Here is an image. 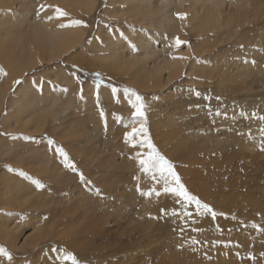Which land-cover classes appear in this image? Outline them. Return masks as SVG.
<instances>
[{
    "label": "rangeland",
    "instance_id": "obj_1",
    "mask_svg": "<svg viewBox=\"0 0 264 264\" xmlns=\"http://www.w3.org/2000/svg\"><path fill=\"white\" fill-rule=\"evenodd\" d=\"M228 1V4L232 1L233 10L240 11L238 8L242 7L241 11L246 15H243L242 19L247 23L243 21L246 25L243 30L247 36L239 37L241 43L238 41L235 44L229 40L226 44L223 40L225 47L222 46L215 52L209 51L207 44L205 48L202 43L199 44L204 39L199 40L193 32V26L199 25V21L192 17L195 24L192 21L190 25L181 27L182 36L175 35L167 44V49L173 50V53L176 48L189 50L190 61H193L197 70L201 69L202 73L199 71L190 77L181 74L172 81L167 90L144 93L137 91L129 77L116 75L113 70L103 72L96 69L92 72L64 62V58L57 66L74 75L78 90L74 103L79 107L76 106L68 117L67 114L62 117L59 124L54 123L59 129H53L54 136L50 134L52 125L49 119L46 131L40 138L27 137L24 136L25 133L17 132V136L16 132H3L1 114L0 138H6L4 141L16 146V152L25 156L28 148L44 144L45 150L52 158L51 168L45 173V180L37 175L40 171L36 165L37 173L33 171L35 174L32 175L31 172L30 175V170L23 167L26 162L23 165H15L9 159H0V172L6 167L5 170L20 176L21 180L23 177L24 184H33L32 189H37L39 194L42 191L47 194L45 197L42 193L43 206H39L38 198L33 197L31 202L34 205L33 210L31 209L33 214L38 215L39 212L42 215L41 219L36 218V223L42 235H45V240L42 246L34 251L37 252L34 262L28 259L34 252H27L24 256L14 257L15 264H72V261L66 260L65 257L77 255V249H72L70 245L76 243L74 234L80 233L83 227H88V222L95 223L97 229L106 235L102 240L90 236L85 239L86 245L81 248L84 254L80 252V256H84H75L78 264H140L141 261V264H154L161 263L163 259L168 264V260L176 255L186 264H264V148L261 146L264 143V120L260 119L264 117V0ZM105 3L106 0H98L97 10L92 17H81L79 20L86 25H82L83 28L80 26L87 34L84 44L96 39L103 45L96 35L99 25L106 28L110 34L113 30L123 33V23L100 18ZM174 13L181 21L185 16L181 11ZM261 29V33L255 32ZM239 32L238 30L235 36H239ZM167 34H164L163 41L167 40ZM218 35L217 41L222 37V34ZM177 39L182 42L179 46L175 43ZM162 45L163 42L160 43V46ZM202 47L206 54L216 55L215 58L200 57ZM238 67L239 70L235 69ZM46 68L49 67H44L43 70ZM40 71L33 70L30 75ZM27 76L29 75L24 77ZM1 79L3 74L0 75V82L3 83ZM32 79L37 93L43 94L47 85L51 94L60 93L63 101L61 104L68 102L70 91L65 85L53 80L46 81L42 75L37 82L35 78ZM18 81L20 80H16L7 92L3 105ZM86 82L96 87L92 99L82 93ZM99 87L107 88L106 93H99ZM113 88L117 89L115 95L112 93ZM125 89L128 90L127 93ZM133 91L144 98L147 106L146 126L151 142L159 153L174 165V170L188 192L216 213L215 218L210 213L198 209L194 202L185 204L179 197L165 192L164 189L169 185L163 179L144 174L140 171L136 159L130 158L134 157L137 151L145 154L148 152L146 146L133 148L124 140L133 123V110L128 102ZM151 112L156 114L154 121L157 123L166 116L171 118L166 124L163 123L164 125L159 123V131L168 132L164 141L159 139L160 141L156 142L152 136L149 117L152 116ZM73 121L78 123L74 124ZM194 146L196 149H191ZM184 150L190 151L192 156L181 157ZM20 172L25 175H19ZM142 192L151 193V196L142 195ZM156 192L160 194L156 195ZM162 209L164 211H161ZM0 212L4 213V209ZM27 214L29 213L24 212L20 218L26 220ZM81 221L86 224L79 225ZM102 243H109V247L101 249ZM2 248L9 253L5 246ZM98 252L101 254L99 259L93 256ZM109 253H114V256L108 258ZM153 254L156 262L151 263L150 258L142 259L146 255H151L152 258ZM7 260L10 262L11 259L8 257Z\"/></svg>",
    "mask_w": 264,
    "mask_h": 264
},
{
    "label": "bare ground",
    "instance_id": "obj_2",
    "mask_svg": "<svg viewBox=\"0 0 264 264\" xmlns=\"http://www.w3.org/2000/svg\"><path fill=\"white\" fill-rule=\"evenodd\" d=\"M97 3L98 0H0V68H2L4 72L3 79H1L3 83L0 82V84L2 83L0 87V116L2 114L1 130L3 132L5 131L9 134L11 132H16V135L17 132L20 134L25 133L24 136L40 138L46 131V124L49 119V122H51L50 125H52V133L50 134H52V136L55 135L53 129H56V127L58 129V126L54 123L58 122L57 124H59L62 117L66 114L68 117L71 111L78 106V104L74 103L75 99H77L76 95L78 91L74 75L67 73L65 70H62V67L60 69L59 66H57V63L64 58V62L67 61L70 64H74L76 67L86 68L92 72L96 69L103 72L113 70L112 72L116 75L129 77L137 91H142L144 93L149 91L162 92V90H167L172 81L180 77L181 74L190 77V75L196 74L199 71L201 72V69L197 70L195 63L190 61L189 50L184 48L177 50L176 48L175 53H173V50L167 49L168 42L173 40L175 35H179V37L182 36L181 27L190 25L194 20L192 17L199 21V25L196 24V26H193V32H195L199 40L204 39L202 42H199V44L202 43L201 45H203V47L207 44V48L211 52H215L216 49L219 50L220 47L224 46V41L227 44L229 40H232V42L236 44L240 41V36H247V33L243 30L244 27H246V22L242 19L243 15L246 16L245 13L243 14V10L241 11L243 8L239 7L238 9H240V11L237 9L236 11L233 10L231 6L232 1L230 2L231 4H228V0H106L104 10L101 14L99 13L100 18L105 21L109 19L111 21L123 23L124 27H121L123 28L122 34L117 30H113V33L110 34L106 28L99 25L96 35L100 38L103 45H100L98 43L99 41L97 42L96 39H92L90 43L84 44V39L87 34H85L80 26L60 27L61 24H71L72 21L80 20L81 17H92L97 10ZM56 8L67 13V15L58 18ZM180 11L185 14L184 16L182 13V17L184 16L182 21L174 13H180ZM109 16L111 18H109ZM49 17H51V19H49ZM243 21L245 23H243ZM193 22L195 24V21ZM238 30L240 34L238 33L239 36H235ZM261 31H263V29L256 30L255 32L261 33ZM164 34H167V40L165 41H163ZM218 34H222L220 40L218 39L219 41L216 39ZM162 42L163 45L160 46ZM208 45L210 46L208 47ZM203 47L200 53L201 55L199 54L200 57L207 59L213 56V58H211L214 59L216 55H212V53L206 54L205 47ZM196 52L198 53V51ZM181 57H183V59H181ZM214 64L220 65L219 63ZM53 66L56 67L53 68ZM44 67L49 68L43 70ZM233 67L235 66L233 65ZM233 67L231 66L230 70H232ZM235 69L239 70V67ZM33 70L43 71H40V73L35 72V74L30 75ZM27 74L29 76L24 77ZM41 75L46 81L53 80V82L60 85L63 84L67 87L70 91H68L69 96H67V103L64 102L61 104L63 101L61 100L62 98H60V93L51 94L47 90V85L44 88L43 94L37 93L33 85L34 79L32 78H35V82H37L40 80ZM16 80L20 81L14 86L12 93L8 97L5 105H3L4 97L7 96V92L12 88ZM95 88L94 85L86 82L82 88V93H84L88 99H92V93ZM99 90L101 91L99 93L105 94L107 88L99 87ZM87 111H89V109ZM158 113L161 112L158 111ZM151 114L152 116L149 117H151L150 129L152 136L156 142L160 141L159 139H163L164 141L168 136V132L159 131V123L166 124L171 118L166 116L161 120L158 119L159 122L157 123L154 121L156 119V114L152 112ZM73 122L74 124L78 123L77 121ZM5 139L6 138H4V140ZM4 140L0 138V159H9L15 165H23L26 162L23 167L30 170V175L31 172L32 175L37 173L35 170L36 165L39 167L40 171V175H37L40 179L42 178L45 180V173L46 171L48 172L47 169L51 168L50 163L52 158L45 150L46 146L44 144L38 147L28 148L25 156H23V154L21 156V154L16 152V146L10 145ZM170 143L171 142H169V144ZM161 148L163 147H159V149ZM191 149L195 150L196 148L194 146ZM166 150L168 149L166 148ZM19 151H21V149H19ZM191 154L190 151L184 150L183 155L180 156L186 157L187 155L190 158V156H192ZM187 164L189 165V163ZM20 167H17V169ZM5 169L0 172V210L4 209V213L0 212V247L5 246L9 250L11 260L9 262L7 256L0 257V264H15V261H13L15 259L14 257L17 255L24 256L27 252L33 253L42 246L45 240V235H42L36 223V218L41 219L42 215H40L39 212L38 215L33 214L31 209L33 210L34 205L31 202L33 197L34 199H43L42 202L37 200L41 207L44 203V198L42 197H46L47 194L44 193V191L39 194L37 189H32L31 185L33 184H24L25 180L22 181L23 177L21 180L20 176L17 177L11 174L9 170ZM33 171L35 173H33ZM185 173H187V171ZM57 182L59 183V181ZM202 187L203 186H201V188ZM42 193L44 196H42ZM41 209L42 208H40V210ZM24 212L29 213L26 215V220L20 218ZM103 220L105 219L103 218ZM81 222L82 223L79 225L86 224H83V221ZM92 223L93 222H88V227L81 226L83 229L80 233H73L76 236L75 241L77 244L72 243L70 247L74 250L77 249L75 250L77 254L75 256L77 257L80 256V252L83 253L81 248L86 245L84 242H86L85 239L88 236L92 238L99 237L102 240L106 235L97 229L95 223ZM69 225H71V223H69ZM108 244L109 243H102L100 248H107L109 247ZM36 253L37 252H34V255L28 258L31 262H34L35 255H37ZM99 253L100 252L91 255L99 259L101 258L99 257L101 255H99ZM83 254H81L80 257L84 256ZM154 255L155 254H153L152 258L150 257L151 255L149 257L146 255L147 258L144 256L142 259L150 258V262L153 263V261H155ZM113 256L114 253H109L108 258H112ZM181 259L180 256L176 255L172 256L168 261L171 264H186L181 261ZM211 259L213 260L212 257ZM154 264H167V262L163 259L161 263L157 262Z\"/></svg>",
    "mask_w": 264,
    "mask_h": 264
},
{
    "label": "snow or ice",
    "instance_id": "obj_3",
    "mask_svg": "<svg viewBox=\"0 0 264 264\" xmlns=\"http://www.w3.org/2000/svg\"><path fill=\"white\" fill-rule=\"evenodd\" d=\"M56 13L58 14V18L60 16H66L67 13L61 11L59 8H56ZM51 19V17H49ZM83 22L79 20H74L71 24H61L60 27H70V26H82ZM86 26V25H83ZM176 45L179 46L182 42L177 39ZM183 59V57H181ZM4 74L3 69L0 68V75ZM19 83V81L17 82ZM61 91L66 92L67 89H61ZM117 92L116 88L112 89V93L115 95ZM127 93L128 90L125 89ZM199 96V93H197ZM99 97V93H97V99ZM219 99V98H217ZM129 104L131 105V119L133 121L131 125V131L127 132L124 137L125 143L129 144L131 147L136 148H144L145 146L148 149L147 154L137 151L134 157L139 164L140 171L144 174H151L153 178L157 176L165 181L169 187L164 189L165 192L171 193L181 199V201L185 204L195 203L198 209H202L206 213H210L213 218H215L216 213L212 211V209L207 204H202L201 201L195 196L191 195L184 184L181 182V179L177 172L174 170V165L167 160L163 155L159 153L155 145L151 142L149 137V132L147 128V117L146 110L147 106L144 102V98L137 94L136 92H131L129 95ZM243 114V113H242ZM255 115V113H253ZM116 119H120V117H116ZM261 120H264V117H260ZM264 131V129H262ZM15 138V137H13ZM51 143V142H50ZM262 148H264V143H262ZM67 162V157H65ZM68 167H72V165L67 164ZM19 175L24 176L23 172H20ZM38 183V182H37ZM174 185V186H173ZM142 195H150L151 193H141ZM159 192H156V195H159ZM161 211H164L163 209ZM255 227V225H254ZM10 257V254L2 247H0V257ZM66 260H71L72 264H78L75 256H66Z\"/></svg>",
    "mask_w": 264,
    "mask_h": 264
},
{
    "label": "crops",
    "instance_id": "obj_4",
    "mask_svg": "<svg viewBox=\"0 0 264 264\" xmlns=\"http://www.w3.org/2000/svg\"><path fill=\"white\" fill-rule=\"evenodd\" d=\"M75 78V77H74Z\"/></svg>",
    "mask_w": 264,
    "mask_h": 264
}]
</instances>
